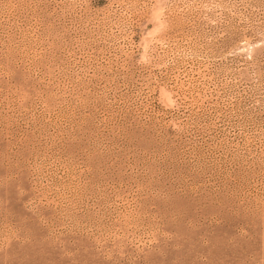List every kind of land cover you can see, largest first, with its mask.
I'll return each mask as SVG.
<instances>
[{
    "label": "rangeland",
    "instance_id": "obj_1",
    "mask_svg": "<svg viewBox=\"0 0 264 264\" xmlns=\"http://www.w3.org/2000/svg\"><path fill=\"white\" fill-rule=\"evenodd\" d=\"M0 264H264V0H0Z\"/></svg>",
    "mask_w": 264,
    "mask_h": 264
}]
</instances>
